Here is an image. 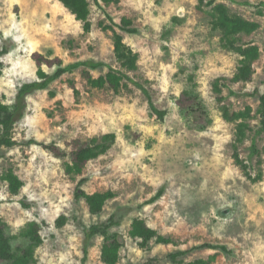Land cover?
Masks as SVG:
<instances>
[{
	"label": "rangeland",
	"instance_id": "1",
	"mask_svg": "<svg viewBox=\"0 0 264 264\" xmlns=\"http://www.w3.org/2000/svg\"><path fill=\"white\" fill-rule=\"evenodd\" d=\"M88 1L90 32L58 0H0V52L7 51L0 57V102L14 105L21 86L38 80L39 61L49 74L61 63L87 60L121 70L113 33L101 27L109 22L95 1ZM221 1L233 14L260 25L243 36L261 49L252 80L231 84L238 95L224 89L223 96L232 111L253 108L252 131L240 155L252 172L260 165L264 172L259 102L250 96L255 89L264 93V0ZM104 8L116 23L126 17L138 29L136 34L122 32L139 55L138 71L127 74L146 84L168 115L164 121L152 115L146 97L132 83L118 93L92 88L81 70L30 95L26 114L14 129L17 144L0 156V219L14 249L28 245L20 233L35 221L43 237L36 250L38 264H82L86 228L116 215L120 225L112 233L124 238L118 264H175L169 255L178 250L187 252L185 262L216 255L214 264H264V177L252 182L236 165V124L224 119L214 91L217 79L233 77L240 57L223 48L211 28V10L199 0H120ZM107 71L91 73L99 77ZM107 133H115L117 141L86 165L84 189L111 190L116 197L100 215H92L84 201H76L81 177L68 176L65 163L91 138ZM254 139L258 156H251ZM8 169L24 182L17 196L2 179ZM61 216L66 223L59 227ZM137 218L176 245L141 247L129 235ZM204 243L226 245L231 253L200 248ZM102 246V237L89 242L87 264H104Z\"/></svg>",
	"mask_w": 264,
	"mask_h": 264
},
{
	"label": "trees",
	"instance_id": "2",
	"mask_svg": "<svg viewBox=\"0 0 264 264\" xmlns=\"http://www.w3.org/2000/svg\"><path fill=\"white\" fill-rule=\"evenodd\" d=\"M83 23L84 30L90 32L92 22L90 21L91 9L88 0H58ZM96 5L103 11L109 24L101 23L104 31L113 33L114 55L121 70H116L105 62L101 61H79L68 65L59 64L51 74L47 73L42 65L44 62L39 61L38 80L26 83L18 91L16 102L10 106L0 102V156L4 148H11L17 143L14 139V129L16 124L24 118L28 108V97L36 91L46 90L49 85L65 74L73 73L76 70L82 71V77L92 88L110 90L118 93L126 84L132 83L146 97L150 113L160 121H164L168 115L167 110L158 108L155 104L150 89L146 84L132 79L127 73L137 72L139 69V55L124 42L122 32L127 34H136L138 29L134 26L133 21L124 17L121 23H116L104 8L112 3H119L120 0H94ZM200 6L211 10V28L220 36V42L224 49L236 53L240 59L237 71L230 79L219 78L214 83V91L217 94V100L222 108V115L228 122L236 124L235 140L233 144V159L237 166L241 168L244 175L252 182L263 180L264 172L261 165L254 172L248 166L246 161L241 158L240 148L247 140L249 133L252 131L251 120L253 118V108L247 106L239 111H232L226 104V97L223 96L224 89H228L230 94L238 95L231 89V84L250 82L254 75V64L261 56V49L258 45L245 42L243 36L252 35L260 29L257 22L250 21L240 15L233 14L229 7L221 0H199ZM7 53L6 50L0 52V57ZM107 68L104 75L94 77L91 73L93 70ZM256 97L259 102L257 110L259 117V130L257 134L264 133V93L258 89L250 95ZM194 101L205 112L199 96L194 94ZM117 136L115 133H107L99 137L91 138L85 145L76 149L72 153L70 161L65 163V173L71 177H81L76 185L74 197L76 201H84L92 215H100L109 201L116 197L114 191L88 193L84 189L87 179L83 177L86 165L106 154L116 143ZM30 144L40 145L49 148L48 145L38 141H30ZM251 156H258L260 151L256 144V139L252 141L250 147ZM2 179L8 184L9 191L12 195H19L24 182L14 172L8 169L2 176ZM160 195H158L159 197ZM23 207H28L24 201H21ZM66 217L61 216L57 220L59 227L64 226ZM120 225V220L116 215L111 216L107 221L93 224L85 230L86 246L84 249V258L82 264H87L88 248L87 245L95 237L103 238L101 259L104 264H118L121 258V250L124 247V238L118 234L112 233V229ZM129 235L132 239L138 240L143 248L149 247L152 242L163 245H176L173 238L160 234L157 230L148 226L143 219H134L131 224ZM20 236L29 243L26 247L14 249L11 238L7 235L6 224L0 219V264H38L36 250L43 243L41 235V226L39 223L29 222L21 231ZM200 248L214 250L225 254L231 253L226 245H214L204 243ZM186 251L178 250L169 255V260L175 264H214L216 255L208 259H197L191 262H185Z\"/></svg>",
	"mask_w": 264,
	"mask_h": 264
}]
</instances>
